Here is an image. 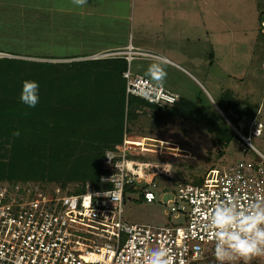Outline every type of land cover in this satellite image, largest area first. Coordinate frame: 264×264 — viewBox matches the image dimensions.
Here are the masks:
<instances>
[{
    "label": "rangeland",
    "instance_id": "1",
    "mask_svg": "<svg viewBox=\"0 0 264 264\" xmlns=\"http://www.w3.org/2000/svg\"><path fill=\"white\" fill-rule=\"evenodd\" d=\"M22 1L0 0V31L9 23L12 28V21L21 11L17 4ZM131 7L127 37L130 34L133 45L142 47V51L171 62L135 58L130 64L133 76L147 78L157 86L149 70L159 64L166 72L162 87L175 99L183 97L194 102L217 122L223 119L218 108L223 107L221 94L229 90L235 97L260 103L257 111L250 109L244 117L256 119L264 127V30L260 26L264 0H131ZM13 47L0 36V49ZM230 120L244 136L248 135L243 118ZM129 130L132 144L144 150L137 160L171 164L173 178L155 179V200L150 204L142 200L138 185L126 187L122 222L127 225L160 228L182 224L183 218H175L166 208L181 183L200 178L215 163L259 161L251 148L235 137L228 147L232 155L217 158L221 148L214 143L204 121L196 124L174 118L157 124L148 113L131 120ZM250 136V144L264 155V130L259 137ZM141 150L133 148L134 152ZM256 261L261 262L254 258L251 264ZM216 263L215 254H211L192 264Z\"/></svg>",
    "mask_w": 264,
    "mask_h": 264
},
{
    "label": "built area",
    "instance_id": "2",
    "mask_svg": "<svg viewBox=\"0 0 264 264\" xmlns=\"http://www.w3.org/2000/svg\"><path fill=\"white\" fill-rule=\"evenodd\" d=\"M101 55L123 56L128 64L138 57L167 61L132 47ZM123 77L127 96L163 106L177 100L149 79L133 76L129 68ZM222 115L259 161L215 163L207 169L201 184L180 185L166 208L175 218L182 217V224L156 228L122 222L127 186L138 185L142 200L150 204L155 200V179L173 178L172 172L162 167L166 163L129 159L144 150L124 135L122 144L106 152L102 160L107 173L100 176V182L108 185L105 190L86 186L79 195L44 194L38 186L0 184V264H142L146 253L161 247L168 250L172 264H192L215 254L213 233L207 224L209 213L229 200L245 207L264 200V155L250 144V135H262L261 124L243 118L249 128L244 136ZM228 115L234 116L231 111ZM134 147L142 150L134 152ZM256 259L264 264V257Z\"/></svg>",
    "mask_w": 264,
    "mask_h": 264
},
{
    "label": "trees",
    "instance_id": "3",
    "mask_svg": "<svg viewBox=\"0 0 264 264\" xmlns=\"http://www.w3.org/2000/svg\"><path fill=\"white\" fill-rule=\"evenodd\" d=\"M263 22L264 12L260 20L264 30ZM12 55L46 61L0 57V184L38 186L44 194L48 188L54 191L51 193L69 195L84 193L86 186L105 190L108 185L100 182V176L107 173L102 165L106 152L115 151L124 135L132 133L131 120L148 113L157 124L174 118L196 124L204 121L221 148L217 158L232 155L228 147L234 137L244 143L224 119L215 121L186 98L178 97L172 105L163 106L127 96L123 73L132 61L128 64L123 56L71 55L65 59H80L52 62L64 57ZM25 80L39 84L40 99L33 108L20 101ZM220 104V112L227 114L239 132L230 118L240 121L246 111H257L260 106L235 97L229 90L221 94ZM229 111L234 116L228 115ZM256 124L261 122L256 120ZM15 131H19L18 137L13 135ZM139 155L143 156L132 154L128 158L137 160ZM206 172L181 185L201 184Z\"/></svg>",
    "mask_w": 264,
    "mask_h": 264
},
{
    "label": "crops",
    "instance_id": "4",
    "mask_svg": "<svg viewBox=\"0 0 264 264\" xmlns=\"http://www.w3.org/2000/svg\"><path fill=\"white\" fill-rule=\"evenodd\" d=\"M17 5L21 11L12 21V28L9 23L0 31L2 40L15 47L0 49L6 52L0 53L2 56L46 61L12 54L50 55L64 57L50 61L63 62L80 59H65L71 55L94 57L127 47L142 51V47L133 45L130 34L127 37L133 13L131 0H86L82 7L71 0H24Z\"/></svg>",
    "mask_w": 264,
    "mask_h": 264
},
{
    "label": "clouds",
    "instance_id": "5",
    "mask_svg": "<svg viewBox=\"0 0 264 264\" xmlns=\"http://www.w3.org/2000/svg\"><path fill=\"white\" fill-rule=\"evenodd\" d=\"M71 2L78 7L86 5V0H71ZM149 74L156 82L157 89L161 88L166 77L163 68L159 64H154L150 67ZM39 99L38 82L23 81L21 103L33 108L39 103ZM13 135L18 137L20 133L15 131ZM160 146H163V142ZM171 166L165 164L162 167L165 172L171 173ZM207 224L213 233L218 264H240V262L251 264L254 258L264 257V200L247 207L236 200L219 204L209 213ZM142 264H172V257L167 249L156 248L144 255Z\"/></svg>",
    "mask_w": 264,
    "mask_h": 264
}]
</instances>
